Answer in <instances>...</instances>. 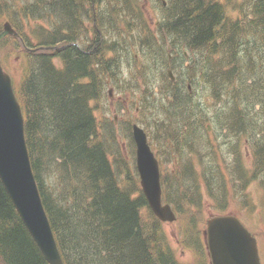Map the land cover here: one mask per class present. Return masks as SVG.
I'll return each mask as SVG.
<instances>
[{"label":"trees","instance_id":"1","mask_svg":"<svg viewBox=\"0 0 264 264\" xmlns=\"http://www.w3.org/2000/svg\"><path fill=\"white\" fill-rule=\"evenodd\" d=\"M4 1L6 7L7 0ZM11 1L16 15L13 22L20 27L23 28L21 21L31 19H44L50 26L49 29L34 27L32 34L22 33L21 42L16 40L20 49L22 41L33 47L31 36L37 37L40 45L59 48L27 52L28 67L17 95L26 116L32 167L65 263L180 264L174 252L163 246L165 238L159 232V220L150 210V224L143 218L142 211L148 204L139 185L128 173L122 184L107 148L96 141L98 123L91 105L101 97L109 77L118 80L119 73L113 72L117 57L108 54H120L121 40L110 38L105 24L108 27L116 24L117 17L125 11H132V15L139 13L134 16L146 22L144 0H32L19 10L14 6L16 0ZM156 1L164 6L162 0ZM250 1V13L233 21L226 17L221 3L171 0L175 13L178 6V13L172 17L168 8L165 9L167 14L159 25L166 29L167 35L184 41L191 51L204 50L206 84L215 96H227L230 105L227 110L233 113L227 112L226 126L230 125L228 129L234 132L253 133L249 129L252 125L258 132L257 139L253 140L254 134L250 136L258 166L264 163V95H252L250 91L256 82L259 87L255 90L264 91V80L251 77L257 69L264 68L261 65L264 64V0ZM1 3L2 0L0 6ZM97 7L103 14L95 19L100 30L93 29L94 38L86 40L85 16L90 11L94 14ZM254 38H259V45ZM79 41L83 46L74 44ZM56 58L61 65L54 64ZM250 78L254 83L249 84ZM166 81L172 90L173 102L169 103L176 104L172 111L177 113L178 123L182 122L179 135L180 131L190 133L192 123L197 125L207 117L196 119L193 110L196 104L186 98L190 96L187 89L181 87L182 92L179 83ZM153 99H156L154 95L146 94L143 102ZM240 169L241 165L242 173ZM183 170L191 173V167L181 166L179 170V183L186 185L181 179ZM262 171L264 175L263 166ZM53 175L59 185L47 182ZM239 178L247 179V174ZM261 183L264 186V178ZM182 196L181 200L188 197ZM0 256L6 264H49L1 180ZM202 258L198 264H209L201 262Z\"/></svg>","mask_w":264,"mask_h":264},{"label":"rangeland","instance_id":"2","mask_svg":"<svg viewBox=\"0 0 264 264\" xmlns=\"http://www.w3.org/2000/svg\"><path fill=\"white\" fill-rule=\"evenodd\" d=\"M31 1L16 0L15 9L19 10L21 5ZM162 1H165L166 8L158 3L159 1L144 0L146 22L134 16L136 12L132 15V11H125L117 17L116 24L108 27L104 23L108 36L117 41L121 40L122 50L117 57V64L114 63L113 66V72L119 73L117 90L110 95L111 81L108 79L103 86L101 97L91 103L98 123L96 141L102 142L105 145L104 149L107 148L109 159L114 167L118 168L120 181L122 182L127 176L125 173H128L134 183L140 186L132 130L134 124L144 128L150 146L161 162L162 174L169 179L172 197L179 201L178 205L183 210L182 215L175 221L158 224L159 232L165 238L163 246L174 252L180 264H198L201 256H203L201 262H210L204 237L207 222L211 217L225 214L235 215L253 232L258 241L261 262L264 264V186L261 183L264 178L262 171L264 163L260 162L257 166L252 157L249 142L254 132H234L225 126L227 112L233 113L227 110L230 106L227 96L221 94L215 96L206 84L204 50L189 51L185 45L179 43L177 37H168L169 35L163 32L159 21L167 14L165 9L168 8V14L171 12L172 17L175 10L171 0ZM209 1L221 3L225 8L226 17L232 20L242 19L252 4L250 0ZM4 3L2 0L0 34L4 30L3 24L7 21L13 22L16 17L13 15L12 1L7 0L6 7H3ZM98 10L97 7L94 14L90 11L85 16L90 36L94 25H100L95 19L100 17L99 15L103 16ZM177 13L178 6L175 14ZM21 22L23 25V28L20 27L21 33H31V29L37 24L33 20ZM4 38L2 42L0 41V54L4 58L6 71L11 74L14 85L18 88L25 74L26 60L23 54H20L15 39L7 38L3 47ZM32 40L35 41V38ZM255 41L259 45V38ZM170 43L175 47V51L169 62L167 47ZM55 63L58 64V60L55 59ZM169 64L180 87L185 86L184 82L190 86L189 102L196 104L193 105L195 116H198L196 119L202 118L201 116L207 117L202 122L199 120L197 125L192 123L190 133L180 131L179 135L182 122L178 123L177 113L172 111L176 104L169 103L172 100V90L164 77L165 68ZM261 65L264 67L263 63ZM257 71L256 75L251 74V77L254 80L256 78L264 80V68ZM247 76L249 77L248 73ZM248 81L249 84L254 83V81L251 83V78ZM255 86L254 90L250 91L251 94L264 95V91L255 90L259 87L258 82ZM149 91L154 92L157 99L143 102L146 94L152 95ZM256 108L259 106L256 105ZM165 114H168L169 119ZM167 120L168 123L165 122ZM184 138L187 139L184 141ZM239 165L244 173L241 169L240 173ZM181 166L191 167V173L182 171L181 179L186 185L179 183ZM245 174L247 179L239 178ZM57 179L53 175L47 182L58 184ZM183 194L188 197L181 200ZM142 216L150 224L151 216L147 208L143 209Z\"/></svg>","mask_w":264,"mask_h":264},{"label":"water","instance_id":"3","mask_svg":"<svg viewBox=\"0 0 264 264\" xmlns=\"http://www.w3.org/2000/svg\"><path fill=\"white\" fill-rule=\"evenodd\" d=\"M7 32H13L8 23ZM137 168L149 204L163 220L173 219L169 207L161 206L158 162L145 132L134 125ZM0 178L24 224L50 264H64L44 209L30 165L24 135V119L12 80L0 62ZM207 246L211 264H261L256 238L236 216L208 220Z\"/></svg>","mask_w":264,"mask_h":264},{"label":"bare ground","instance_id":"4","mask_svg":"<svg viewBox=\"0 0 264 264\" xmlns=\"http://www.w3.org/2000/svg\"><path fill=\"white\" fill-rule=\"evenodd\" d=\"M251 3H252V2H251ZM259 3H260V2H259ZM166 6H167V5H166ZM245 6H246V5H245ZM165 8H166V7H165ZM253 9H254V8H253ZM261 10H262V9H261ZM86 12H87V11H86ZM254 12H255V11H254ZM259 12H260V11H259ZM249 13H250V12H249ZM251 14H252V13H251ZM248 15H249V14H248ZM253 16H254V15H253ZM164 17H165V16H164ZM164 17H163V19H162V20H163L162 23L164 22ZM86 26H87V25H86ZM87 27H88V26H87ZM164 30H166V29L163 28V32H164ZM87 32H88V31H87ZM87 32H86V33H87ZM86 33H85V34H86ZM250 34H251V33H250ZM168 37H171V35H169ZM172 37H173V36H172ZM177 38H178V37H177ZM178 40H179V43H181L182 45H185V46L187 47V45H186V43H185L184 41L180 40L179 38H178ZM187 49H188L189 51H191L188 47H187ZM85 64H86V63H85ZM206 64H207V63L205 62L204 65L206 66ZM77 74H78V73H77ZM182 84H183V83H182ZM184 85H185L186 87L189 86V84H185V82H184ZM185 86H183L182 88L186 89ZM182 88L179 86V90H182ZM182 92H183V90H182ZM184 97H185V96H184ZM186 98L189 99L190 96H187ZM190 99H191V98H190ZM229 107H230V106H229ZM231 125L234 126V124H231ZM225 126H226V125H225ZM228 126H229V125H228ZM228 126H226V127H228ZM221 127H222V126H221ZM236 127H237V126L235 125V128H234V129H236ZM249 127H250L249 129L252 130V131L254 132L253 134L255 135V136H254V135L252 136V137H253V140L257 139L256 134H255V133H258L257 130H254V128H253L252 125L249 126ZM259 138H260V137H259Z\"/></svg>","mask_w":264,"mask_h":264}]
</instances>
